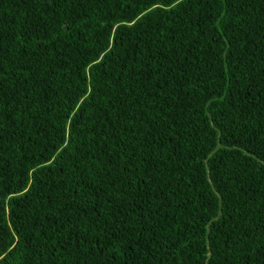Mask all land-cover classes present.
<instances>
[{
	"label": "trees",
	"instance_id": "16d2710c",
	"mask_svg": "<svg viewBox=\"0 0 264 264\" xmlns=\"http://www.w3.org/2000/svg\"><path fill=\"white\" fill-rule=\"evenodd\" d=\"M0 264H264V0H0Z\"/></svg>",
	"mask_w": 264,
	"mask_h": 264
}]
</instances>
